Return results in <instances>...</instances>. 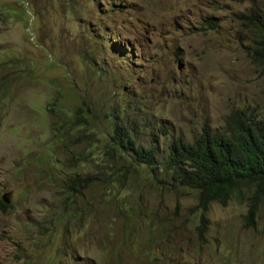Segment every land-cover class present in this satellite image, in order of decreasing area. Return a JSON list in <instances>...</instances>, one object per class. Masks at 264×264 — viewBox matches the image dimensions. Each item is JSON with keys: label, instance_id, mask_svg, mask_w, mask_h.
I'll use <instances>...</instances> for the list:
<instances>
[{"label": "rangeland", "instance_id": "1", "mask_svg": "<svg viewBox=\"0 0 264 264\" xmlns=\"http://www.w3.org/2000/svg\"><path fill=\"white\" fill-rule=\"evenodd\" d=\"M262 10L261 0H0V200L10 192L0 264H264L263 202L247 226L246 199L212 203L201 238L194 189L144 166L111 181L101 171L123 162L101 168L107 136L96 134L120 114L164 161L179 137L225 131L232 110L264 111L240 19ZM80 101L98 128L65 142L55 115L72 117ZM95 171L63 209L66 179Z\"/></svg>", "mask_w": 264, "mask_h": 264}, {"label": "trees", "instance_id": "2", "mask_svg": "<svg viewBox=\"0 0 264 264\" xmlns=\"http://www.w3.org/2000/svg\"><path fill=\"white\" fill-rule=\"evenodd\" d=\"M261 1V12H250L240 19L252 32L248 46L251 63L264 75V0ZM88 107L87 101H80L72 117L56 114L53 133L61 134L66 142L67 131L77 129V141L87 136L85 131L88 128H98L97 122L101 117ZM117 112L120 113V109ZM105 116L110 118L108 113ZM119 118L120 114L115 115L114 125L108 131L96 133L107 136L102 153L110 161H102L101 168L111 169L116 161L123 162L117 171H101L112 178L111 181L123 183L141 166L149 168L154 174L155 169H163L173 185L197 192L199 217L196 229L201 238L207 228L210 205L217 202L225 206L233 196L239 201L246 199L244 224H255L259 204L264 203V111L234 109L227 116L225 131H212L204 125L192 142H185L179 137L169 144L164 161L158 159L154 148L137 142L134 122L123 123ZM85 160L83 157L78 161ZM97 172L76 173L66 179L67 201L63 209L70 202L74 203L75 197L82 195V189L92 185ZM0 208H7L2 200Z\"/></svg>", "mask_w": 264, "mask_h": 264}, {"label": "water", "instance_id": "3", "mask_svg": "<svg viewBox=\"0 0 264 264\" xmlns=\"http://www.w3.org/2000/svg\"><path fill=\"white\" fill-rule=\"evenodd\" d=\"M10 195V192H7L5 193L3 196H2V200L5 202V203H8V196Z\"/></svg>", "mask_w": 264, "mask_h": 264}]
</instances>
